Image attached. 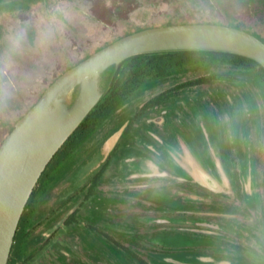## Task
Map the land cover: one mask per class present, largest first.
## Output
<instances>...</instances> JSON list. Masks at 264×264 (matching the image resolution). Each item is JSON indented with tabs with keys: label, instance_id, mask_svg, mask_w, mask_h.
<instances>
[{
	"label": "rangeland",
	"instance_id": "1",
	"mask_svg": "<svg viewBox=\"0 0 264 264\" xmlns=\"http://www.w3.org/2000/svg\"><path fill=\"white\" fill-rule=\"evenodd\" d=\"M177 23L227 25L264 41V0H0V58L10 54L9 37L24 32L12 69L0 77V145L69 67L127 33ZM231 70L195 68L153 84L60 162L35 197L29 264H138L90 236L86 222L150 264H264V88L254 73L186 91L136 122L143 135L113 154L148 99ZM109 83L110 69L94 95ZM79 92L65 100L64 112ZM109 156L100 195L82 204L83 186ZM78 208L81 223L66 226Z\"/></svg>",
	"mask_w": 264,
	"mask_h": 264
},
{
	"label": "water",
	"instance_id": "2",
	"mask_svg": "<svg viewBox=\"0 0 264 264\" xmlns=\"http://www.w3.org/2000/svg\"><path fill=\"white\" fill-rule=\"evenodd\" d=\"M177 50L227 52L264 67V41L250 32L216 23H180L126 35L55 78L0 145V264L9 262L19 222L39 178L104 95H94L100 75L139 54ZM74 89L80 92L64 112Z\"/></svg>",
	"mask_w": 264,
	"mask_h": 264
},
{
	"label": "trees",
	"instance_id": "3",
	"mask_svg": "<svg viewBox=\"0 0 264 264\" xmlns=\"http://www.w3.org/2000/svg\"><path fill=\"white\" fill-rule=\"evenodd\" d=\"M145 28L146 27L142 29ZM130 34L132 33H127L126 35ZM250 34L254 35L253 33ZM210 66H230L234 70L233 72L231 70L221 74H211L209 76L194 78L181 84L178 83L168 90L148 99L142 104L139 110L136 111L131 123L125 128L122 135L119 137L117 145H115L113 149L114 155L122 149V146L127 139L130 140L136 135H143L140 128L135 127L136 122H140L143 118L145 119L159 108L168 107L174 101L179 100L186 91L204 85L211 86L224 82H234L235 80L242 78L244 75H250L251 73H254L256 79L264 88V67L248 57L227 52L197 50L143 53L123 60L118 66H113L110 69V83L107 91L104 93L96 107L89 112L82 124L72 133L58 153L55 154L42 177L39 178L19 222L8 264H29L33 260L34 254H29L25 248H27V244L32 235V230H34L32 214L35 213V197L44 192L48 187V183L53 181V176L51 175L52 170L56 168L60 162L72 157V154L83 145H86L90 139L95 137L107 126L108 122L112 121L117 114L123 111L124 108L127 107L139 94L145 92L153 84L158 82H161L162 84L166 83L171 77L179 72L182 73L190 69H199ZM75 92H77V89H74L71 94L75 95ZM111 159L112 156L107 157L105 163L101 165L95 175L89 180L88 184L83 186L81 190V193L84 194L82 204L100 195L98 188L102 184L105 170ZM80 209L81 208H78L77 213L71 214L67 218L65 221L66 226L73 227L74 225L81 223L80 217L77 216L81 211ZM86 223V228L88 229L90 236L103 241L106 245L116 249V251L120 252L129 260L137 262L138 264H150L139 255L136 249L124 244L119 238H115L105 229L99 228L89 222Z\"/></svg>",
	"mask_w": 264,
	"mask_h": 264
},
{
	"label": "clouds",
	"instance_id": "4",
	"mask_svg": "<svg viewBox=\"0 0 264 264\" xmlns=\"http://www.w3.org/2000/svg\"><path fill=\"white\" fill-rule=\"evenodd\" d=\"M43 39L41 43L46 42L49 38L50 33L45 32L42 34ZM24 39V32L23 30L16 32L12 36L9 37L10 41V54L4 58H0V77H3L9 73V71L13 67V59L12 54L19 52L21 47V42Z\"/></svg>",
	"mask_w": 264,
	"mask_h": 264
}]
</instances>
